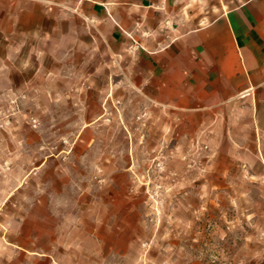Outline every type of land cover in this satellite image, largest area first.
Masks as SVG:
<instances>
[{
  "label": "rangeland",
  "instance_id": "rangeland-1",
  "mask_svg": "<svg viewBox=\"0 0 264 264\" xmlns=\"http://www.w3.org/2000/svg\"><path fill=\"white\" fill-rule=\"evenodd\" d=\"M82 23L56 63L34 30L26 77L0 29V264H264V156L243 101L203 123L145 106Z\"/></svg>",
  "mask_w": 264,
  "mask_h": 264
},
{
  "label": "crops",
  "instance_id": "crops-1",
  "mask_svg": "<svg viewBox=\"0 0 264 264\" xmlns=\"http://www.w3.org/2000/svg\"><path fill=\"white\" fill-rule=\"evenodd\" d=\"M67 6L81 19L66 21ZM82 19L92 46L119 64L122 84L143 92L145 106L203 123L243 101L264 156V0H0V29L13 30V76L29 75L34 30L52 40L56 63L66 28L81 41ZM58 70L52 75L67 74Z\"/></svg>",
  "mask_w": 264,
  "mask_h": 264
}]
</instances>
